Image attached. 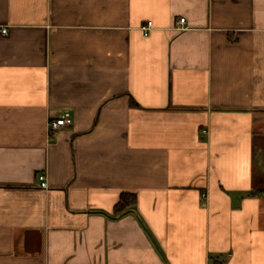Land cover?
<instances>
[{"label":"crops","instance_id":"obj_1","mask_svg":"<svg viewBox=\"0 0 264 264\" xmlns=\"http://www.w3.org/2000/svg\"><path fill=\"white\" fill-rule=\"evenodd\" d=\"M0 264H264V0H0Z\"/></svg>","mask_w":264,"mask_h":264},{"label":"built area","instance_id":"obj_2","mask_svg":"<svg viewBox=\"0 0 264 264\" xmlns=\"http://www.w3.org/2000/svg\"><path fill=\"white\" fill-rule=\"evenodd\" d=\"M178 29L185 30L187 26H185V17H181L178 20ZM153 27V23L151 21L147 22L144 26H142L143 32L145 35L149 34L150 29ZM6 33V30H3ZM66 126V116L65 114L60 115L59 117L51 118L49 121V131L54 134L58 132L60 129ZM40 186L42 188H47L48 183L46 182V177L44 174L39 175ZM205 196V194H203Z\"/></svg>","mask_w":264,"mask_h":264},{"label":"trees","instance_id":"obj_3","mask_svg":"<svg viewBox=\"0 0 264 264\" xmlns=\"http://www.w3.org/2000/svg\"><path fill=\"white\" fill-rule=\"evenodd\" d=\"M136 195L134 193H124L121 195L118 203L115 206V212L120 213L126 210L128 207L135 205Z\"/></svg>","mask_w":264,"mask_h":264}]
</instances>
